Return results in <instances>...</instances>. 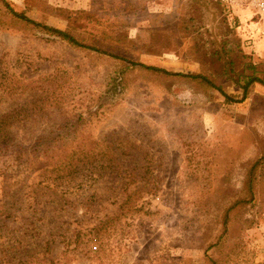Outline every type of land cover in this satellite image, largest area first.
Segmentation results:
<instances>
[{"label":"rangeland","instance_id":"1","mask_svg":"<svg viewBox=\"0 0 264 264\" xmlns=\"http://www.w3.org/2000/svg\"><path fill=\"white\" fill-rule=\"evenodd\" d=\"M256 1L0 0V264H264Z\"/></svg>","mask_w":264,"mask_h":264},{"label":"trees","instance_id":"2","mask_svg":"<svg viewBox=\"0 0 264 264\" xmlns=\"http://www.w3.org/2000/svg\"><path fill=\"white\" fill-rule=\"evenodd\" d=\"M13 15L26 22L27 24L29 25H32L34 26L35 28H40L42 30H44L46 33H48L49 35H53L55 37H58L60 38L61 40L63 41H66L67 43H69L71 46L73 47H78V48H88V49H91V50H94V48H91V47H86L85 45H83L82 43H80V41H78L74 36H72L68 31H61V30H58L56 28H53V27H49L47 25H42L41 23H38V22H35V21H32L30 19H27L23 14H17V13H14L13 12ZM117 59H119V57H115ZM131 65L133 66H137L141 69H145V70H149V71H152V72H156V73H162V74H165V75H169V76H180V77H185V78H189L191 79L195 84H198V85H201V86H208V87H212L214 89H216L217 91H220L222 92L218 87H215L214 83L210 82L206 77L204 76H200V75H182V74H173V73H170L168 71H164L163 69H160V68H157V67H153V66H145L141 63H131ZM260 83L262 86H264V82L259 80V79H256L255 77H250L247 82L244 84L243 86V97L241 100H244L245 99V96H246V91H247V88L252 84V83ZM203 88V87H202ZM224 98H226V100H230V98L224 94V93H221ZM240 100V101H241ZM240 101H234V102H240ZM110 149H106V151H100V153L98 154L99 158L103 159V158H106V157H109L111 156V152H109ZM97 156V155H96ZM110 161V160H108ZM108 161H106L108 163Z\"/></svg>","mask_w":264,"mask_h":264},{"label":"built area","instance_id":"3","mask_svg":"<svg viewBox=\"0 0 264 264\" xmlns=\"http://www.w3.org/2000/svg\"><path fill=\"white\" fill-rule=\"evenodd\" d=\"M256 6H257L259 13H261L264 16V0H257Z\"/></svg>","mask_w":264,"mask_h":264}]
</instances>
